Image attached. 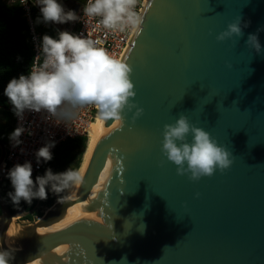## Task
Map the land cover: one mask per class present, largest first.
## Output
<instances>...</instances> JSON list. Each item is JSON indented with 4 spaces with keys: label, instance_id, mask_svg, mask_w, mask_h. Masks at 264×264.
I'll use <instances>...</instances> for the list:
<instances>
[{
    "label": "water",
    "instance_id": "obj_1",
    "mask_svg": "<svg viewBox=\"0 0 264 264\" xmlns=\"http://www.w3.org/2000/svg\"><path fill=\"white\" fill-rule=\"evenodd\" d=\"M142 12L122 58L142 115L118 130L98 121L74 196L36 221L40 200L11 214L0 196V245L27 221L11 264H264V0H148ZM237 17L243 35L217 41ZM180 114L232 154L228 169L176 174L160 141Z\"/></svg>",
    "mask_w": 264,
    "mask_h": 264
},
{
    "label": "clouds",
    "instance_id": "obj_2",
    "mask_svg": "<svg viewBox=\"0 0 264 264\" xmlns=\"http://www.w3.org/2000/svg\"><path fill=\"white\" fill-rule=\"evenodd\" d=\"M28 2L6 0L9 7L17 3L27 5ZM31 3L38 10L32 20L33 32L41 24L64 25L85 17L92 22L93 31L100 30L105 35L139 34L142 31L144 15L137 10L139 0H85L81 14L66 8L62 0H31ZM247 26V21L242 23L237 17L215 39L235 38L238 41ZM33 41L36 55L31 67L26 73L10 78L3 89V96L18 122L7 137L12 148L23 143V135L33 134L31 126H25L26 113L41 114L43 121L63 124L66 130L87 106L96 109L99 121H111L117 130L127 113L132 114L130 122L142 115V108L133 102L132 68L103 47L102 40L56 29L54 36L34 35ZM245 45L257 54L261 52L257 34H248ZM161 137V156L175 166L177 175H186L189 180L197 181L211 176L214 171L226 170L233 162L232 154L225 147L208 132L192 125L183 114L173 123L163 125ZM55 146L56 141L49 139L34 152L37 166L53 159ZM32 172L33 165L29 160L7 168L5 175L11 191L6 197L13 208H18L21 202L31 206L34 200H46L49 193L58 203L70 200L75 194L74 188L82 183V169L72 165L59 172L48 167L43 175L35 177ZM17 228L18 231L9 236L8 246L0 245V264H11L14 253L19 250L13 247L11 239L23 229L20 225Z\"/></svg>",
    "mask_w": 264,
    "mask_h": 264
},
{
    "label": "trees",
    "instance_id": "obj_3",
    "mask_svg": "<svg viewBox=\"0 0 264 264\" xmlns=\"http://www.w3.org/2000/svg\"><path fill=\"white\" fill-rule=\"evenodd\" d=\"M39 35L48 34L54 36L55 30L50 26L38 25L35 27ZM75 28V24L70 31ZM29 30L27 23L23 17V12L20 5L7 6L6 0H0V114L3 115V120H0V141L5 145L8 142V134L13 130L14 116L10 110L6 98L3 96V89L12 77L18 76L21 73H26L30 68L34 52L30 44ZM17 57H20L17 60ZM86 137L77 136L74 138L62 141L52 152L53 159L47 164H43L40 171L32 174L33 177L43 175L45 168L50 167L53 172L63 171L69 165L78 167L82 151L85 145ZM11 191L10 183L4 176L0 181V196L8 206L11 214L19 210H31L37 200H34L31 206L25 205L21 202L18 208H13L6 197V193ZM56 197L51 193L48 199L39 202L38 207L33 214L28 215L26 219L33 220V218L41 217L43 210L49 208L55 203Z\"/></svg>",
    "mask_w": 264,
    "mask_h": 264
},
{
    "label": "built area",
    "instance_id": "obj_4",
    "mask_svg": "<svg viewBox=\"0 0 264 264\" xmlns=\"http://www.w3.org/2000/svg\"><path fill=\"white\" fill-rule=\"evenodd\" d=\"M148 0H139L137 6L138 11H143L146 2ZM85 3V0L81 6V9ZM19 4V3H18ZM20 5V4H19ZM23 12V17L27 23L30 36V44L32 46L34 57L36 55V49L34 47L33 36L39 37V33L35 28V31H32V20L37 16L38 10L32 6L31 0L27 5H20ZM78 14H81L80 11ZM41 26H45L41 24ZM55 30L60 29L57 25H48ZM92 22H88L87 18H83L78 22H75V28L72 31L74 34H82L85 36H91V38H99L103 41L102 46L109 50V52L115 55L117 58L122 59L134 34H124V33H110L105 35L102 31L92 30ZM61 30V29H60ZM34 57L33 61L34 62ZM32 65V64H31ZM31 67V66H30ZM97 112L96 109L92 106H87L83 108L77 119L74 120L67 128L63 124L54 125L50 121L45 122L41 119V114L37 113H26L25 115V126H31L32 135H23L21 139L23 143L16 148L10 146L9 141L4 145V156L0 163V174L5 176L7 168L12 167L14 164L23 163L25 160L32 161L33 172L32 174L40 171L44 163H41L39 166L35 163L34 152L42 146V144L49 139H54L56 141L55 148L64 140L74 138L77 136L85 135V130L88 124H90ZM17 119L14 117L13 129L17 126ZM54 148V149H55ZM23 149V151H21ZM52 149V151L54 150Z\"/></svg>",
    "mask_w": 264,
    "mask_h": 264
},
{
    "label": "rangeland",
    "instance_id": "obj_5",
    "mask_svg": "<svg viewBox=\"0 0 264 264\" xmlns=\"http://www.w3.org/2000/svg\"><path fill=\"white\" fill-rule=\"evenodd\" d=\"M63 4L66 6V8H70L73 10H76L78 13L81 9V6L84 2V0H62ZM75 22H71V23H66L64 25H57L61 30H67L70 31L72 29V27L74 26ZM86 134V133H85ZM46 211V209L43 210V213ZM39 217H34L33 220H28V222H34L36 221V219ZM17 220L15 221V224L13 226L17 228L18 225H25L27 223V221L25 219L22 218H16ZM15 220V219H14ZM26 222V223H25ZM12 228V227H11ZM8 230L7 232V236L12 234V231H14L13 229Z\"/></svg>",
    "mask_w": 264,
    "mask_h": 264
},
{
    "label": "bare ground",
    "instance_id": "obj_6",
    "mask_svg": "<svg viewBox=\"0 0 264 264\" xmlns=\"http://www.w3.org/2000/svg\"><path fill=\"white\" fill-rule=\"evenodd\" d=\"M98 121L99 120H98L97 114H96L94 120L90 124H88V126L86 127V130H85L86 140H85V145H84V148H83V151H82V155H81V158H80V162L82 161V159H83V157H84V155H85V153H86V151H87V149H88V147H89V145H90V143H91V141L93 139V136H94ZM80 162H79V164H80ZM11 229H13V226H12ZM36 229H37V231H40L42 229V227L38 226ZM27 264H43V263H42L41 260L36 259V260L31 261V262H29Z\"/></svg>",
    "mask_w": 264,
    "mask_h": 264
},
{
    "label": "flooded vegetation",
    "instance_id": "obj_7",
    "mask_svg": "<svg viewBox=\"0 0 264 264\" xmlns=\"http://www.w3.org/2000/svg\"><path fill=\"white\" fill-rule=\"evenodd\" d=\"M3 108V107H2ZM2 108H0V109H2ZM8 110V109H7ZM0 120H3V115L2 114H0Z\"/></svg>",
    "mask_w": 264,
    "mask_h": 264
}]
</instances>
